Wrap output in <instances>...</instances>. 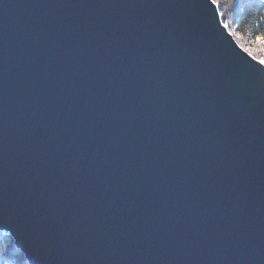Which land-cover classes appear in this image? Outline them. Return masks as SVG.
Segmentation results:
<instances>
[{"label":"water","instance_id":"water-1","mask_svg":"<svg viewBox=\"0 0 264 264\" xmlns=\"http://www.w3.org/2000/svg\"><path fill=\"white\" fill-rule=\"evenodd\" d=\"M0 230L29 264H264V65L212 0H0Z\"/></svg>","mask_w":264,"mask_h":264},{"label":"trees","instance_id":"trees-1","mask_svg":"<svg viewBox=\"0 0 264 264\" xmlns=\"http://www.w3.org/2000/svg\"><path fill=\"white\" fill-rule=\"evenodd\" d=\"M222 24L251 57L264 59V44L257 37L264 36V0H217ZM0 255L12 264H29L25 254L17 248L12 236L0 230ZM4 264V262H0Z\"/></svg>","mask_w":264,"mask_h":264},{"label":"snow or ice","instance_id":"snow-or-ice-1","mask_svg":"<svg viewBox=\"0 0 264 264\" xmlns=\"http://www.w3.org/2000/svg\"><path fill=\"white\" fill-rule=\"evenodd\" d=\"M212 3L213 4H216L217 3V0H212ZM224 27L227 28L228 27V24L226 23L224 25ZM257 39L260 40L262 44H264V36L257 37ZM258 63L261 64V65H264V59H260L258 61Z\"/></svg>","mask_w":264,"mask_h":264},{"label":"built area","instance_id":"built-area-1","mask_svg":"<svg viewBox=\"0 0 264 264\" xmlns=\"http://www.w3.org/2000/svg\"><path fill=\"white\" fill-rule=\"evenodd\" d=\"M0 262H4V264H12V262L5 258L4 256L0 255Z\"/></svg>","mask_w":264,"mask_h":264}]
</instances>
